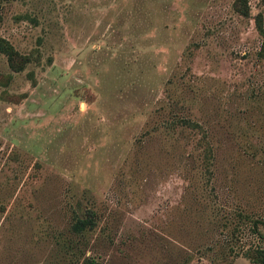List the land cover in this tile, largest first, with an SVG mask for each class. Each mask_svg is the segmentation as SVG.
<instances>
[{
  "label": "rangeland",
  "instance_id": "rangeland-1",
  "mask_svg": "<svg viewBox=\"0 0 264 264\" xmlns=\"http://www.w3.org/2000/svg\"><path fill=\"white\" fill-rule=\"evenodd\" d=\"M234 1L0 0L30 60L0 53V264H255L264 0Z\"/></svg>",
  "mask_w": 264,
  "mask_h": 264
},
{
  "label": "trees",
  "instance_id": "trees-1",
  "mask_svg": "<svg viewBox=\"0 0 264 264\" xmlns=\"http://www.w3.org/2000/svg\"><path fill=\"white\" fill-rule=\"evenodd\" d=\"M245 1L246 0H235L233 3L234 10L241 15L247 14V5L245 4ZM256 25L260 35L262 36L261 47L258 55L264 59V30L261 26H259V24ZM0 53L5 56L7 66L14 72L21 71L24 66L30 62L28 56L18 54L13 47L2 38H0ZM182 122L188 124V126H191L192 123L187 120H183ZM239 217H241V214H239ZM242 217V228L240 230L246 229L251 235V238H253V243H250L241 254L255 264H264V220L258 218L252 219L246 215H242ZM94 225L95 221L93 213L91 211H86L84 217L74 218L70 224V231L72 235L79 237L82 236L86 230L92 229ZM236 226L240 228V224ZM238 228L236 227V229Z\"/></svg>",
  "mask_w": 264,
  "mask_h": 264
}]
</instances>
